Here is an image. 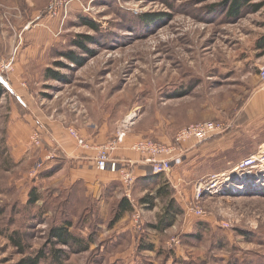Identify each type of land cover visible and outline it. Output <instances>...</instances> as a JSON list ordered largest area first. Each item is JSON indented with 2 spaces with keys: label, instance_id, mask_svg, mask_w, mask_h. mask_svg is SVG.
Listing matches in <instances>:
<instances>
[{
  "label": "rangeland",
  "instance_id": "1",
  "mask_svg": "<svg viewBox=\"0 0 264 264\" xmlns=\"http://www.w3.org/2000/svg\"><path fill=\"white\" fill-rule=\"evenodd\" d=\"M219 3L0 0V61L12 62L0 72V264L49 255V231L65 222L88 248L75 254L54 246L66 253L62 264H264V166L232 172L264 148V121L242 113L244 87L207 81L210 63L239 47L245 28L264 19V7L233 21L213 10ZM206 104L222 107L221 117L207 119L215 110ZM206 121L230 128L180 144L179 162L152 173L165 178L180 210L161 232L155 226L166 199L151 211L142 207L139 194L148 190L137 178L130 197L121 182L97 193L88 156L69 162L57 141L66 135L77 149L95 152L96 166L97 148L119 132L174 145L181 129ZM58 164L68 166L65 177L62 169L42 176ZM32 194L40 199L33 205ZM121 198L133 210L114 222Z\"/></svg>",
  "mask_w": 264,
  "mask_h": 264
},
{
  "label": "crops",
  "instance_id": "2",
  "mask_svg": "<svg viewBox=\"0 0 264 264\" xmlns=\"http://www.w3.org/2000/svg\"><path fill=\"white\" fill-rule=\"evenodd\" d=\"M242 39L238 40L239 47L237 49L226 50L224 53V61H219L212 65L210 63V70L207 75V81L214 84H221L227 87L235 88L238 85L240 88L244 87L248 95L243 107L242 113L248 120L261 123L264 121V85L260 82L258 77V68L261 63L264 62V19L255 20L250 26L243 31ZM230 59V60H229ZM212 108L215 112H208L207 119L217 120L221 117V109L216 108L214 105H205V108ZM216 108V109H215ZM216 110H218L216 112ZM203 119V118H201ZM190 120H197L196 118H190ZM126 134V133H125ZM58 145L60 150L68 159L69 162L74 159H79L80 156L85 157V160L90 162V166L97 172L98 179L95 184H92V188L98 193L102 185L115 181L116 175L111 174L108 171L96 170L95 166V152H85L81 148L77 149L71 140L65 136H58ZM123 143L119 145L115 152L110 156L115 159L123 160L130 163V169L134 172L135 178L138 177H151L154 176L151 172V167L144 162V158L138 153L132 150V146L138 141L136 138L124 137ZM91 156V158H89ZM84 160V161H85ZM67 166V165H66ZM65 166V167H66ZM62 167L60 171V177H65L64 173L68 170V166ZM180 166H177V168ZM178 172H180L178 170ZM67 174V173H66ZM81 177V176H79ZM164 181L165 178H163ZM178 181V180H177ZM180 181V180H179ZM146 192V191H144ZM142 197V194H139Z\"/></svg>",
  "mask_w": 264,
  "mask_h": 264
},
{
  "label": "trees",
  "instance_id": "3",
  "mask_svg": "<svg viewBox=\"0 0 264 264\" xmlns=\"http://www.w3.org/2000/svg\"><path fill=\"white\" fill-rule=\"evenodd\" d=\"M256 0H221V3H219L217 6L213 7V10L215 7H220L223 11V15L225 18L237 21L240 19L242 14L246 12L250 13H255L262 9L264 7V1L256 3ZM212 10V11H213ZM141 18H144L142 16ZM147 18V21H152L153 16L150 17H145ZM85 25L90 27L93 30H98L96 25L93 23H87L85 22ZM81 44V43H80ZM264 46H262V49ZM65 58L71 59L72 61H76V58L73 56L69 55H64ZM52 78H56L55 73L51 74ZM1 86H0V93H1ZM2 94V93H1ZM63 167V164H58L56 166H53L47 170L44 171L42 176L44 178L53 176L56 174L58 171H60ZM115 182L112 184L115 185L116 182L120 183V180L118 177L115 178ZM155 181V184L150 188V183L149 181ZM111 182L108 184L112 185ZM136 182L138 183H144L145 189L148 190L146 194H144L140 200L139 203L141 204L142 207L146 208L147 210H153L156 207V200L158 199H166V206L163 210V213L159 217L158 224H156L155 228L158 229L160 232L163 230H166L167 228L171 227L174 225L177 216L180 214V210L176 208V201L174 198H172L168 187H167V182L164 181V179L160 175L152 176V177H138ZM105 186V187H108ZM113 186V185H112ZM105 189V188H104ZM36 191V190H33ZM32 191V192H33ZM30 197L28 200L29 204L33 205L36 202H38L39 195H34ZM177 204V203H176ZM133 210V206L127 200L126 198H121L118 200V202L115 205V217L113 219L114 222L120 220L124 214L130 213ZM70 228H71V223L70 222H65L61 226L51 228L48 234V243L52 246V250H50V254L46 255L45 252H40L39 255L35 258H27V259H22L20 260L17 264H40L41 261H47L49 264H62V260L66 253L62 249H55L54 246L56 245H62L68 248L70 253H83L87 251V245L83 243L82 240L75 239L74 237L71 236L70 234ZM15 244H18L15 241Z\"/></svg>",
  "mask_w": 264,
  "mask_h": 264
},
{
  "label": "built area",
  "instance_id": "4",
  "mask_svg": "<svg viewBox=\"0 0 264 264\" xmlns=\"http://www.w3.org/2000/svg\"><path fill=\"white\" fill-rule=\"evenodd\" d=\"M11 69V61H0V72L9 71ZM258 77L260 82L264 85V62L261 63L258 68ZM228 128H230V126H226L218 121H206L191 124L178 132L174 145L161 144L160 142L151 140H138L133 144L132 150L144 158V162L151 167V172L153 174H161L167 172L173 164H177L179 162L180 144H184L189 140L200 143L215 135L223 133ZM125 135V131L119 132L113 142H109L97 148L96 168L99 171H108L110 173L118 174V178L126 191L125 196L130 197L129 189L135 180V175L132 173L129 166L130 163L112 158L110 156L116 151L119 145L123 143ZM71 136L76 138L78 146L84 149L89 148V146H87L75 132L71 131ZM256 163L264 166V148H262L258 154L243 160L241 165L235 167L232 172H242L245 167L254 168ZM40 167L41 162L35 166L34 170L36 171ZM216 184L217 179L212 182V186L214 187ZM193 212L198 215L201 214V211L197 208H194Z\"/></svg>",
  "mask_w": 264,
  "mask_h": 264
}]
</instances>
